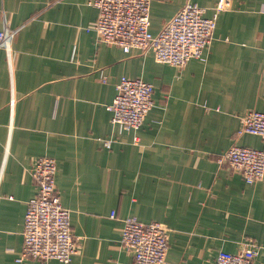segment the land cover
<instances>
[{"label": "crops", "instance_id": "0c3cea01", "mask_svg": "<svg viewBox=\"0 0 264 264\" xmlns=\"http://www.w3.org/2000/svg\"><path fill=\"white\" fill-rule=\"evenodd\" d=\"M47 1L0 0V30L20 28L0 47V264H36L17 257L36 193L30 169L47 155L80 242L68 264H132L120 241L132 215L166 225L169 264H213L249 240L264 264V178L250 183L215 157L233 144L264 147L240 132L247 110L264 111V0H231L204 57L183 67L97 41L92 0L34 16ZM188 1L209 17L218 0H153L151 30ZM123 76L153 82L154 105L138 131L120 133L107 106Z\"/></svg>", "mask_w": 264, "mask_h": 264}, {"label": "built area", "instance_id": "2783aa9c", "mask_svg": "<svg viewBox=\"0 0 264 264\" xmlns=\"http://www.w3.org/2000/svg\"><path fill=\"white\" fill-rule=\"evenodd\" d=\"M62 1L45 2L34 16H40ZM152 1L92 0L90 3L98 9V15L93 27L87 30H95L97 41L118 45L125 53L132 49L142 53L152 50L159 62L183 67L193 57H204L213 41L218 13L233 8L231 0H218L214 14L207 17L204 7L188 1L159 32L154 33L150 24ZM19 29L5 26L0 30V47L10 48V40ZM116 87L117 94L107 106L112 112L111 123L120 133L138 131L154 105L153 82L123 76ZM241 121V133L255 134L264 140V111L247 110ZM138 139L135 135L134 141ZM103 141L111 147V139ZM215 155L220 164H228L250 183L264 178V147L233 144ZM56 173L57 160L49 155L37 157L31 166L36 193L27 202L24 245L18 261L32 259L36 264H48L53 258L68 264L79 251V237L71 226V209L61 203ZM116 213V210L112 211L110 217L115 218ZM122 222L120 241L132 254V264H169L170 240L166 225L156 220L142 222L133 215L122 218ZM258 247L255 241L249 240L239 251L219 250L213 264H254Z\"/></svg>", "mask_w": 264, "mask_h": 264}]
</instances>
